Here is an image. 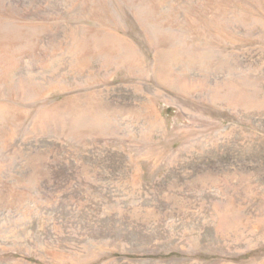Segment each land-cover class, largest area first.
Segmentation results:
<instances>
[{
    "label": "rangeland",
    "instance_id": "374dc122",
    "mask_svg": "<svg viewBox=\"0 0 264 264\" xmlns=\"http://www.w3.org/2000/svg\"><path fill=\"white\" fill-rule=\"evenodd\" d=\"M0 264H264V0H0Z\"/></svg>",
    "mask_w": 264,
    "mask_h": 264
},
{
    "label": "bare ground",
    "instance_id": "6f19581e",
    "mask_svg": "<svg viewBox=\"0 0 264 264\" xmlns=\"http://www.w3.org/2000/svg\"><path fill=\"white\" fill-rule=\"evenodd\" d=\"M122 59V58H121Z\"/></svg>",
    "mask_w": 264,
    "mask_h": 264
}]
</instances>
